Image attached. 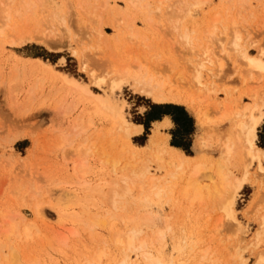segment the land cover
<instances>
[{"label":"rangeland","instance_id":"obj_1","mask_svg":"<svg viewBox=\"0 0 264 264\" xmlns=\"http://www.w3.org/2000/svg\"><path fill=\"white\" fill-rule=\"evenodd\" d=\"M176 1L168 0L163 6L164 12H159L156 9L157 0H149L150 6L146 12L140 6L127 0H45L38 2L35 10L13 20L12 25L18 26V34L22 33L25 36L30 32L35 35L38 28L46 30L47 26L50 29L53 15L58 13L65 16L70 25V32L67 30L64 32L61 25L56 27L58 29L56 38L60 39L62 32L65 34L56 49H51L40 40L32 39L21 43L22 39L19 38L22 36L18 38L19 35L12 30H8L4 37H0V79L2 78L4 84L0 85V212L5 209L19 211L27 214L29 218H33V211H31L33 208L30 204L25 206L22 203L24 200L21 201L24 199L22 195H26L25 192L30 190V186L36 185L37 189H40V187L38 188L40 183L46 185L45 189L44 186H41L40 191L43 190L41 192L47 199L46 189H57L56 186L49 185L50 180L62 182L68 179V176L67 178L65 176L72 171V162L69 160L72 149L67 147L69 153L66 159V154H63L64 148L58 146L60 140L58 135H62L63 132L70 134L75 118L86 113L93 118V128L113 132L111 121L102 113H97L94 110L91 100L83 92L67 85L52 70L37 65L33 57H40L53 64L56 69L76 77L83 83H88L89 87L98 93H104L105 90L111 91L113 80L122 79L121 86H116L114 93L126 101L129 118L144 125V133L134 137L138 145L148 142L149 135L154 128L156 120H152L148 114L154 105L163 104L183 107L189 115L188 117L192 118L194 130L184 136V141L191 145L193 153L209 151L199 146L197 141L199 134L204 136L215 128L222 131L223 137H226L231 129V123L222 121L214 124L213 122V125L200 127L195 114L189 108L168 100L157 102L153 96L142 92L140 90L142 84L137 82L139 81L137 76L140 75V80L151 79L148 82L151 86L155 87L161 83L167 93L189 91L190 78L180 80L176 74L178 71H183L184 76H188L191 67L190 60H193L196 55L191 53L183 43L179 32L180 28L188 26L192 29L197 25V28L204 32L207 26L211 25L214 12L222 11L225 17L228 15V6L232 5L223 0V2L210 0L209 4L195 12L185 26L180 27L177 21L180 18L176 17L174 13L177 7ZM234 1L236 6L240 0ZM238 3L240 4V2ZM238 3L235 9L242 8L244 16L251 23L248 21V23H244V25L249 24L250 26L245 25L247 28L243 30V42L251 53L257 54L259 49H264V0H246L240 5ZM98 31H101L102 34ZM225 40L230 42L231 35H227ZM219 46L217 45L216 51L224 59L225 65L222 75L215 80L218 87L227 86L230 93L227 96L226 92L220 90L215 96L214 94L211 96L216 101H223L227 98L229 100L243 98L248 90L258 87L259 72L255 71L252 74L254 76L252 78L248 76L245 81L242 76V67H239L244 63L240 60L243 63L241 64L239 59L237 60L235 51L231 50V44H226L229 54ZM92 72L95 73V76H92ZM137 73L140 74L136 75ZM15 77L20 78L18 82L21 85V91L15 92L10 89ZM205 78L210 80L211 77L208 78L205 75ZM94 79L99 81V84L95 83ZM262 82L261 84L264 86V80ZM29 91L33 93L32 101L27 99ZM49 98L52 103L59 102V108L36 107L31 111L32 106L49 100ZM209 104L211 102L202 103L200 106L205 110V108H210ZM26 109H29L31 113ZM209 115L213 118L218 117L213 109L210 110ZM166 116L174 121L171 115H162L157 120H163ZM166 127L164 125L161 130L165 133L170 132L171 139L175 137L176 122L174 121L171 127ZM161 136L164 137L163 134ZM257 143L264 148V123L258 130ZM213 153L219 154L217 150H214ZM66 161H68L69 173L65 169ZM236 161L231 159L229 162L231 164L228 163L230 165L228 167L230 171L239 176L240 173L236 170ZM149 163L152 169L156 168L155 173L160 175L162 171L158 170L157 161L151 157ZM103 171L104 169L99 165L94 164L91 174L88 175L89 180L101 179L99 177ZM252 173L250 180L238 195L235 209L236 217L246 230L247 237L256 238L259 231L261 234L264 232V170H258L255 166ZM17 185L22 188L18 195L19 198L16 193L19 189ZM148 188L146 184L142 183H138L134 187L136 208L133 215L136 223L142 224L144 231L150 233L153 229L159 228L160 223L156 218L159 220L160 214L171 217L170 230L159 242H151V248L155 255L161 254L168 261L177 260L180 258L177 244L183 245L184 239L188 237L191 240L200 239L202 247L210 245L221 254L222 258L229 257V252L224 249V245H236L234 241L238 238L235 237H238L240 233L238 234V225L233 220L226 218L225 212L220 209L222 201L217 202L209 199L211 202L206 200V203L189 207L182 200L176 201L173 194L164 195L159 200L148 201L143 198ZM26 197L30 198V195H26ZM9 198L10 200H8ZM6 202L8 203L6 204ZM5 204L12 210H9L10 208ZM15 208L19 209L14 210ZM92 209L94 214L99 213L104 216L107 206L102 202L100 206L92 207ZM46 212L51 221H49L50 226L59 227L57 213L49 208H46ZM148 214L152 216L150 219L145 218L148 217ZM1 216L0 240L4 239V233L2 234L1 231L4 232L6 226L3 223L5 219ZM96 230L106 240L112 237L110 226H97ZM149 236H153V234ZM261 239H264V233L261 235ZM255 241L257 242V240ZM98 245L104 244L94 241L88 231H81L73 236L67 245H57L52 249L48 247L45 248L46 251L42 250L44 247L41 245L42 249L40 247L41 252L38 256L41 257V260L43 258L41 264H80L85 254L93 253ZM254 249L247 248L242 254L249 264H264L263 261L259 262L258 253L264 250V242H260L259 247H254ZM132 256L134 261H138L135 254Z\"/></svg>","mask_w":264,"mask_h":264},{"label":"bare ground","instance_id":"obj_2","mask_svg":"<svg viewBox=\"0 0 264 264\" xmlns=\"http://www.w3.org/2000/svg\"><path fill=\"white\" fill-rule=\"evenodd\" d=\"M44 1L0 0V37H4L8 30L18 34V26L12 25L13 20L16 17L27 15L30 11L35 10L38 2ZM127 1L148 12L149 0ZM167 1L157 0V11L164 12L163 6ZM223 1L234 5L228 6V15L225 17L222 11L214 12L212 23L210 22L211 25L207 26L204 32L197 28V25L190 29L191 27L189 28L185 24L199 8L209 4L210 0L176 1L177 7L174 13L176 17L180 18V20L177 19L179 26H185L180 28L181 38L186 48L196 55L193 60H190L191 67L188 76H184L183 71H178L176 74L180 80L190 78L189 91L167 93L161 83L155 87L151 86L148 83L151 79L140 80L141 76L138 75L140 73L136 74L138 75L137 80H139L137 82L142 84L140 87L142 92L153 96L157 102L168 100L186 106L195 114L200 127L213 125V122L214 124L222 121L231 123V129L226 137H223L222 131L215 128L204 136L199 134L197 139L199 146L209 151L189 154L184 148L173 144L174 137L170 138V132L165 133L161 130L164 125L171 127L174 124L169 116H166L164 121H154V128H152L148 142L138 145L134 137L144 133V125L129 118L126 101L114 93V88L121 86L122 79L113 80L111 91L105 90L104 93H98L91 89L88 83H83L76 77L56 69L53 64L40 57H33L37 65L52 70L67 85L83 92L91 100L94 110L97 113H102L111 121L112 130L115 133L93 128L92 116L83 113L74 119L71 129L74 135L71 134V131V135L65 132L58 135L60 136V140L57 139L59 140L58 146L64 148V152H62L66 154V159L69 153L67 147L72 149L69 154L72 156L69 158L72 162V171L70 174H66L65 177L68 176V179L65 181L50 180L49 185L56 186L57 189L47 188V194L45 193L47 199L41 192L43 190L40 191L41 186H44L45 189L46 185H41V183L40 186L37 185L40 189H37L36 185H31L32 188L30 186V190L25 192L26 195H30V198L22 195V197L24 196V199L20 198L21 201L24 200L22 203L25 206L30 204L33 208H30L33 211V218H29L27 214L19 211H7L3 206L5 211L0 212V215L4 217L5 222L3 223L6 226L5 229L3 228L4 232L1 231L2 234L4 233V239L0 240V264H41L43 258L41 260L38 255H40L42 247H44L42 249L44 251L48 247L52 249L57 245H67L71 238L81 231H88L94 241L100 244L103 242L104 245H98L93 253L85 254L80 264H249L242 253L247 248L255 250L254 247H259V243L264 242V239H261L264 232L262 234L261 231L257 232L256 238L247 237L246 230L236 217L235 206L240 191L253 174L252 169L257 166L258 170H264V148L257 143L258 130L264 123V86L261 84L264 80V49H259L257 54H253L243 42V30L249 25L245 24L246 27L244 23L249 20L244 16L242 8L237 10L235 8L238 2L242 4L246 0L236 1V6L234 0ZM50 25L51 30L46 26V30L38 28V34L33 35L29 32L26 34L27 36H24L21 33L18 34V38L22 36L19 38L22 39L21 43L32 39L40 40L51 49H56L59 46V41L61 42L65 36V30L70 32V25L65 16L58 13L53 15ZM60 25L64 32L58 39L56 38L58 30L56 27ZM39 29L42 31L40 32ZM98 33L102 34L101 31ZM227 35H231L230 42L225 40ZM226 44H231V50L235 51L237 60L244 63L240 61L245 66H239L242 67L244 80L246 81L248 76L252 78L254 76L252 74L257 71L260 81H258V87L248 90L243 98L233 100L227 98L223 101H216L212 98L213 94L215 96L220 90L226 92L227 96L230 93L227 86L218 87L215 80L222 75L225 65L224 59L217 54V45H220L228 53L229 49ZM205 75L208 78L211 77L210 80H206ZM92 76H95L94 72H92ZM19 79L15 77L13 83H10L12 91H21ZM95 83L99 84V81H95ZM1 84H3L2 78L0 79ZM32 92L27 96L30 101L33 100ZM11 94L14 93L11 92ZM50 100L51 98L32 106L31 111L36 107L59 108V102L52 103ZM209 102H211L210 108L203 110L200 104ZM211 109L216 111L217 118L209 115ZM23 110L24 108L22 115ZM27 111L31 113L29 109ZM18 136L16 137L18 138ZM213 149L217 150L219 154L215 155ZM148 153L150 154L147 156ZM151 157L157 161L158 170L162 171L160 175L155 173L156 168L152 169L149 163ZM231 159L237 160L236 170L240 173L239 176L229 170L228 165L231 164L229 163ZM67 163L68 161L64 164L66 172L69 173ZM94 164L99 165L104 171L99 177L101 179L90 181L88 175L91 174ZM138 183L146 184L149 187L143 197L148 201L159 200L167 194H173L176 201L182 200L189 207L206 203V200L211 202L209 199L217 202L222 201L220 209H223L226 218L233 220L238 225V234L240 233L238 237H235L238 238L235 239L236 242L234 241L236 245H224V249L229 252V257L222 258L221 254L210 245L202 247L200 239L191 240L188 237L184 239L183 245L177 244L180 256L177 260L168 261L161 254L155 255L151 248V242H159L170 230L171 217L160 214L162 217L159 216V220L156 218L160 223L159 228L153 229L150 233L144 231L142 224L136 223L133 215L136 208L134 187ZM17 187L16 190L19 188L16 191L18 196L22 188ZM219 199L220 201H218ZM102 202L107 206L105 215L94 214L92 207H98ZM6 204L5 206H7ZM46 208L57 213L59 227L50 226L51 221ZM16 209L19 208L14 210ZM147 216L145 218L152 217L151 214ZM97 226H110L112 237L106 240L97 232ZM259 229L261 230L262 227ZM150 234L153 236H149ZM29 247L31 250L28 249ZM262 252L264 250L258 252L259 262L263 261L262 263H264V253ZM133 254L136 255L138 261L132 259Z\"/></svg>","mask_w":264,"mask_h":264},{"label":"trees","instance_id":"obj_3","mask_svg":"<svg viewBox=\"0 0 264 264\" xmlns=\"http://www.w3.org/2000/svg\"><path fill=\"white\" fill-rule=\"evenodd\" d=\"M148 115L152 120L160 119L162 115H174L173 118L177 124V130L174 135L173 144L184 148L187 150V153L191 154V145L184 141V136L192 133L194 130V123L192 118L188 117L189 115H187L183 107L173 104L154 105L152 111H150Z\"/></svg>","mask_w":264,"mask_h":264}]
</instances>
